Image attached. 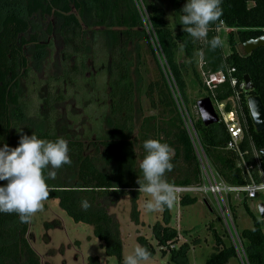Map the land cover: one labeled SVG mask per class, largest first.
I'll use <instances>...</instances> for the list:
<instances>
[{"label":"trees","instance_id":"obj_1","mask_svg":"<svg viewBox=\"0 0 264 264\" xmlns=\"http://www.w3.org/2000/svg\"><path fill=\"white\" fill-rule=\"evenodd\" d=\"M141 2L150 21L146 22L152 38V46L148 42V48L156 65L159 60L163 63V70L158 65L159 79L150 83L146 91L152 106L156 107L157 104L160 107L163 120L156 125L153 124V116L144 118L137 135L140 142L138 144L133 137L134 88L129 76L132 62L127 57V49L140 40H146L147 32L133 1L0 0V142L15 147L21 134L32 133L46 140L61 138L50 118L44 120L45 128L42 132L34 131L25 125L20 127L11 118L12 107H24L20 97V78L24 73L28 74V53L32 54L34 62H40L45 56L44 51L48 44L41 43L40 34L48 37L53 31V25L56 26V34L62 43L61 65L66 69L65 75L73 73L82 76L87 50H90L88 46L94 45L95 42H99L103 51L112 58L107 93L109 129L100 143L103 150L97 149L99 156L92 157L85 154L80 141L66 140L71 162L60 168L73 174L74 183L69 188L48 186L49 195L45 200H57L60 208L73 222L91 226L104 254L108 257L114 255L118 259L122 240L118 221L109 213V209L115 206L124 194L138 192L139 185L136 181L137 178L142 181V175L137 165L136 145L141 151L142 159V142L153 138L155 134L158 137L156 139L168 143L173 150L172 168L165 172L164 179L171 185H191L199 182V164L165 76L173 82L185 103L184 75L188 68L201 86V81L193 69V55L197 50L201 56V73H214L225 67L233 68V75L238 84L243 81L244 76H247L252 84V89L242 92V96L258 97L264 104V45L249 54L238 49L244 42L264 35V0H221L222 15L209 25L207 37L200 40L191 38L179 24L180 9L186 0H167L174 33L167 25L165 12L161 7L152 0ZM85 28H89L92 34L91 44L87 43ZM219 30L227 32V55L223 54L221 47L209 50L207 46L206 40L217 36ZM178 47L182 48L189 64L175 61L174 53ZM65 80L66 78H62L58 82ZM231 93L228 84H222L214 90V98L220 102L229 98ZM152 95L156 97L155 103L152 101ZM60 97L49 93L42 104L50 111L51 105ZM244 100L243 97V108L247 110ZM247 122V136L253 147L257 152L264 150V130L256 132L252 121L247 119ZM194 127L208 163L221 179L231 186L247 183L235 164V154L223 148L226 141L223 125L216 123L205 127L198 118ZM248 149L250 146L246 139L241 150ZM245 161L248 164L253 163L250 155L245 156ZM98 163L104 164L110 170L99 169ZM260 166L264 174V161H260ZM252 174L253 178L258 180L256 173ZM82 199L87 200L90 205L87 210L80 206ZM105 200L107 203L103 204ZM196 201V198L184 197L179 200V205L189 206ZM244 206L248 212L245 203ZM231 209L233 210V207ZM161 214V224H154L151 229L153 238L163 250V246L177 243V232L168 227V207L161 208ZM129 215L133 224L140 225L139 211L133 198H130ZM250 217L252 227L241 230L238 237L240 241H244L246 263L264 264V234L258 220L252 215ZM27 234L28 222L21 223L15 213H0V264H41L40 257L27 240ZM212 235L215 242L214 251L203 264H227L236 255L234 248L223 246L221 239L214 232ZM137 241L149 255L154 253L145 240L137 238ZM188 249L186 244L177 249H170L171 261L188 264ZM164 254L165 252H162V255ZM87 261L88 264H99L96 256L88 257ZM121 262L122 260L119 264Z\"/></svg>","mask_w":264,"mask_h":264},{"label":"rangeland","instance_id":"obj_2","mask_svg":"<svg viewBox=\"0 0 264 264\" xmlns=\"http://www.w3.org/2000/svg\"><path fill=\"white\" fill-rule=\"evenodd\" d=\"M152 1L164 10L165 21L174 33L171 10L167 0ZM85 29L87 31L86 36H88L86 37L87 43L91 44L93 43L92 34H88L89 28ZM55 31L56 28L53 32L54 35L48 37L40 34L43 43L54 42L53 48L45 53L40 62H34L31 58L32 54L28 53V74L24 73L20 78V97L24 107H12L11 118L20 127L29 126L37 132L44 130V120L50 118L55 123L57 134L62 139L80 141L84 146L85 154L93 157L97 155V149L103 150L100 143L104 139L105 130L108 129V121L106 119L102 123L101 121L104 116H107L109 108L107 93L110 77L106 72V65L109 64L110 70L112 58L107 55L105 50L103 51L99 42H95L94 45L89 46L90 50H87V59L84 61V68L81 72L82 76H76L73 73L65 75L66 69H63L60 58L62 46L60 39L55 35ZM226 33L225 31H217L224 55L228 54ZM148 42L152 46L147 35L146 40H140L136 45L127 49V57L132 62L129 76L134 88L135 126L133 137L137 141L140 125L144 118L153 116L155 118L153 124L156 125H159L163 120L160 107L157 104L156 107L152 106L151 98L149 99L146 91V87L150 83L159 79L158 65L160 66L159 62L158 65L154 62L148 48ZM238 49L240 52L243 51L240 45ZM174 59L189 64L181 47L175 50ZM70 65H72L71 62ZM200 65L201 56L199 51L195 50L193 69L196 71L199 80L201 78ZM100 66L103 67L100 69ZM62 78H66L65 82H58ZM184 80L186 83V110L195 119L198 114L194 105L206 94L200 83L194 78L190 68L187 69ZM49 93L61 96L57 102L51 105V114L42 104ZM151 97L155 103V95ZM99 136L102 138L99 139ZM153 138L158 137L154 134ZM135 151L138 165L141 160V151L137 145ZM98 167L101 170H110L102 163H98ZM48 170L45 169L42 173L47 186L69 188L73 185L72 173L65 172L61 168L54 169V178H48ZM130 198H133L139 211L140 225L137 226L130 220ZM149 199L151 197L142 191L130 192L121 196L115 206L109 209V213L115 216L119 224L122 240L119 259L114 255L106 256L99 241L93 235L92 227L84 223L73 222L60 208L57 200L51 199L41 202L42 207L32 215L28 222L27 240L40 257L41 264H88L87 258L90 256L98 257L99 264H119L122 257L130 254L136 246H141L137 238L145 240L154 250V253L149 255L147 260L141 261L140 264H177L171 261L170 249H177L182 244L188 245L189 248L186 252L188 264H203L214 251L215 242L212 232L221 239L223 246L233 247L232 240L211 197L205 201L197 198L195 204L184 207L180 206L174 198L172 205L168 207L170 215L168 227L176 230L177 243L167 245L169 248L163 246V250H161L153 238L151 229L154 224H161V209L147 211L144 208V203ZM104 203L107 201L105 200ZM244 203L249 213L246 211ZM259 203L264 204V193H258L255 199H246L245 202L240 198L229 200L231 220L237 235L241 230L252 227L250 215L258 220L264 234V216L260 217L256 208ZM240 243L243 248L244 241L241 240ZM162 252L165 254L162 255ZM239 254L240 257L236 254L227 264H247L242 251H239Z\"/></svg>","mask_w":264,"mask_h":264},{"label":"clouds","instance_id":"obj_3","mask_svg":"<svg viewBox=\"0 0 264 264\" xmlns=\"http://www.w3.org/2000/svg\"><path fill=\"white\" fill-rule=\"evenodd\" d=\"M221 0H186L180 9L179 24L191 38L200 40L207 37L209 25L222 15ZM147 23L150 21L147 19ZM209 50L221 46L219 36L206 40ZM202 119L208 114L200 109ZM255 115V113H253ZM144 155L138 168L142 181L137 178L138 191L147 193L144 208L155 211L170 207L174 200L175 188L164 179L166 171L172 168V148L158 139L148 138L142 142ZM67 143L62 138L46 140L36 134H21L17 146L11 147L0 142V213H15L21 223L30 221L32 215L41 207V202L49 195L43 170L49 169L48 178H54V169L69 164ZM258 188H264V184ZM82 209L87 210V200L80 201ZM148 251L136 246L132 252L122 257L121 264H140L147 260Z\"/></svg>","mask_w":264,"mask_h":264},{"label":"built area","instance_id":"obj_4","mask_svg":"<svg viewBox=\"0 0 264 264\" xmlns=\"http://www.w3.org/2000/svg\"><path fill=\"white\" fill-rule=\"evenodd\" d=\"M132 1L141 16V19L143 20L144 28L152 43L151 35L148 31V27L146 26L147 15L143 8L142 2L141 0ZM159 63L163 70V63L161 60H159ZM234 73L235 70L233 68L225 67L223 70L214 73H201L200 81L201 87L206 94L205 97L209 98L213 110L218 118L217 123H221L224 127L226 141L223 148L224 150L231 151L235 154V164L245 176V180H247V183L238 186L226 184L210 166L202 151L200 140L194 127L195 121L199 118L196 106L194 105V108L198 116L193 119L187 112L186 105L183 99L180 97L173 82H171L167 76L165 77L171 90L174 104L180 115L183 127L190 140L200 168L198 183L191 185H173L175 188L174 198L179 202V200L184 197L196 199L201 198L203 201L211 197L217 206L224 226L232 240L231 242L235 249V253L240 257L239 251H242L243 255L244 252L239 237L235 231L234 224L231 220L229 200L232 198H240L241 200L255 199L258 193H264V188H258L259 185L264 184V174L260 166V161L262 160L259 152L255 150L250 138L247 136V119L251 120V118L249 117L250 115L248 114V109L245 110L242 103L243 97L245 98V104L246 98L248 97L247 95L242 96V92H246L244 90V82L241 81V83L238 84L236 78L233 75ZM222 84H228L232 90V93L229 98L218 102L214 98V90ZM246 139L249 141L250 149L241 150V146ZM246 155H250V158L253 161L252 164H248L245 161ZM252 172L256 173L258 180L253 178Z\"/></svg>","mask_w":264,"mask_h":264},{"label":"water","instance_id":"obj_5","mask_svg":"<svg viewBox=\"0 0 264 264\" xmlns=\"http://www.w3.org/2000/svg\"><path fill=\"white\" fill-rule=\"evenodd\" d=\"M264 45V35L257 37L252 40H248L244 42L241 46L243 49V52L246 54H249L251 51L254 49H257L261 46ZM243 82H244V90L248 92L249 90L252 89V84L247 76L243 77ZM246 105L247 109L253 124V127L256 132H261L264 130V109H263V104L260 101L258 97H252L248 96L246 98ZM196 109L199 114V118L203 126L207 127L211 124H216L218 122V118L213 110V107L211 105V102L209 98L204 97L195 103ZM200 109H204L207 114L208 118L207 119H202L200 115ZM255 113V115H253ZM259 155L261 157V160L264 161V150H261L259 152ZM257 213L260 217L264 216V204L259 203L257 204Z\"/></svg>","mask_w":264,"mask_h":264},{"label":"flooded vegetation","instance_id":"obj_6","mask_svg":"<svg viewBox=\"0 0 264 264\" xmlns=\"http://www.w3.org/2000/svg\"><path fill=\"white\" fill-rule=\"evenodd\" d=\"M55 28H56V26L55 25H53V31H52V33H51V35L50 36H52V35H54L53 34V32H54V30H55ZM43 29V28H42ZM57 32L55 31V35L56 36H58L57 34H56ZM88 34H91L90 32L88 33ZM86 37H88V36H86ZM58 38H59V36H58ZM92 38V37H91ZM41 43H43V42H41ZM44 44H45V42H44ZM46 44H48L47 46H46V48H45V53H48L52 48H53V45H54V42L53 41H51V43L49 42V43H46ZM60 44H61V46H62V43H61V41H60ZM89 47V46H88ZM61 61L63 60V56L61 55ZM107 66V70H106V72H107V74L110 76V70H109V64L108 65H106ZM101 67H103V66H100V69H101ZM99 69V70H100ZM100 72V71H99ZM85 81V80H84ZM54 83V82H53ZM107 116H104L103 118H102V121H101V123L103 122V121H105V119L108 121V112H107V114H106ZM108 123V122H107ZM109 129V128H108ZM107 129V130H108ZM105 132H106V130H105Z\"/></svg>","mask_w":264,"mask_h":264}]
</instances>
